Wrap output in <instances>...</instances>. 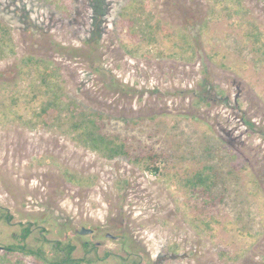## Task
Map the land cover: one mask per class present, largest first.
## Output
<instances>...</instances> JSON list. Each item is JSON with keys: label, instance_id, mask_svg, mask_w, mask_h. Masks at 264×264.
I'll return each instance as SVG.
<instances>
[{"label": "rangeland", "instance_id": "1", "mask_svg": "<svg viewBox=\"0 0 264 264\" xmlns=\"http://www.w3.org/2000/svg\"><path fill=\"white\" fill-rule=\"evenodd\" d=\"M148 1L173 33L143 39L130 0H0L14 46L0 58V204L12 216L0 219V264H43L5 247L28 222L96 244L98 258L114 252L91 264H120L123 244L144 264H264V0ZM28 55L51 60L65 93L132 154L163 153L159 170L33 126ZM206 165L221 175L192 189Z\"/></svg>", "mask_w": 264, "mask_h": 264}, {"label": "trees", "instance_id": "2", "mask_svg": "<svg viewBox=\"0 0 264 264\" xmlns=\"http://www.w3.org/2000/svg\"><path fill=\"white\" fill-rule=\"evenodd\" d=\"M130 1L126 13L133 21V27L137 25L140 28L138 30L143 39L154 40V33L158 30H164L166 34L173 33L167 24L159 20L152 21L153 14L150 11L148 0ZM13 51L14 46L10 38L9 27L0 22V58L13 53ZM22 64L28 68V71L22 69L20 75L28 73L31 78L30 102L37 103L30 108L31 118L28 121L33 126L61 129L64 133L70 134L77 143L98 152L107 159L119 156L133 157L132 160L137 164H143L153 172L159 170L154 162L163 157V153L148 148L144 154H132L126 137L121 138L118 133H109L105 130L106 117L102 112L85 107L65 93L62 84L58 81V68L51 60L36 59L28 55L22 59ZM30 65L33 66L34 72L30 69ZM21 94L25 95L23 92ZM29 94L26 93V96ZM18 96L13 95L12 101L16 102L15 99ZM204 169L206 171L197 170L192 176L187 177L185 182L192 189L203 184L209 186L213 181L211 175H221V172L213 165H206ZM68 175L69 178H74L72 174L68 173ZM0 219H4L7 223L12 219L7 208L1 204ZM34 230H38L37 243L28 244L27 239ZM42 230L38 224L22 223L18 242L7 244L5 247L10 252L17 251L33 256L43 264H91L99 260L107 263L106 259L114 254V252L106 251L102 257L100 256L101 258H98L96 244L86 241L78 246L70 238L47 239ZM41 236L44 238H40ZM116 256L120 264H144L145 260L143 252H133L125 247V244H123L121 253Z\"/></svg>", "mask_w": 264, "mask_h": 264}, {"label": "water", "instance_id": "3", "mask_svg": "<svg viewBox=\"0 0 264 264\" xmlns=\"http://www.w3.org/2000/svg\"><path fill=\"white\" fill-rule=\"evenodd\" d=\"M76 232L78 234H89V233H92L93 232V229L92 228H88V227H85V226H81L80 228H78L76 230Z\"/></svg>", "mask_w": 264, "mask_h": 264}, {"label": "flooded vegetation", "instance_id": "4", "mask_svg": "<svg viewBox=\"0 0 264 264\" xmlns=\"http://www.w3.org/2000/svg\"><path fill=\"white\" fill-rule=\"evenodd\" d=\"M108 234V233H107ZM107 236L111 237V238H116L117 236H113L111 234H108Z\"/></svg>", "mask_w": 264, "mask_h": 264}]
</instances>
